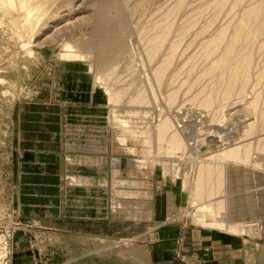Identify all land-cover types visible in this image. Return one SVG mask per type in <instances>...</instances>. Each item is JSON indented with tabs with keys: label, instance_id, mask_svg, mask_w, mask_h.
Here are the masks:
<instances>
[{
	"label": "rangeland",
	"instance_id": "obj_1",
	"mask_svg": "<svg viewBox=\"0 0 264 264\" xmlns=\"http://www.w3.org/2000/svg\"><path fill=\"white\" fill-rule=\"evenodd\" d=\"M238 252L264 264V0H0V264Z\"/></svg>",
	"mask_w": 264,
	"mask_h": 264
},
{
	"label": "bare ground",
	"instance_id": "obj_2",
	"mask_svg": "<svg viewBox=\"0 0 264 264\" xmlns=\"http://www.w3.org/2000/svg\"><path fill=\"white\" fill-rule=\"evenodd\" d=\"M222 2V1H221ZM221 2H218V3H221ZM108 3H111V1H104L103 2V4H102V6L105 8L106 6H107V4ZM104 11V10H103ZM257 10L255 9V10H253V13H252V15L256 12ZM249 13H251V12H249ZM251 15V16H252ZM249 16V15H248ZM250 17V16H249ZM248 18V17H247ZM246 18V19H247ZM100 19H106V16H105V12H102V16L100 17ZM123 28V25L122 24H117L116 25V27H115V30H121ZM220 37H222V33H221V35H220ZM237 37H239V35L237 34L236 35V38ZM235 39V38H234ZM238 40V39H237ZM234 44H235V42H234ZM157 47V46H156ZM153 50V49H152ZM158 51V50H157ZM153 52H155V51H153ZM116 56H118L117 54H116ZM108 58V56H105V60ZM247 64V63H246ZM159 75V76H158ZM158 77L159 78H162V75H163V70H160L159 71V73H158ZM211 101L209 100V99H206V100H203V102L201 103L202 105H204V107H209L211 104ZM248 110L249 111H251V112H255V104H251L250 106H249V108H248ZM251 112H250V114H251ZM244 124H246V123H244ZM166 125V124H165ZM164 125V126H165ZM246 125H248V124H246ZM164 126H163V129H165L164 128ZM246 130V129H245ZM228 137L229 136H231V134L230 135H227ZM232 136H234V135H232ZM179 141L180 140H173V142L174 143H179ZM246 150H247V148H246V146H243L242 148H241V143H237V141L236 142H234L233 144H231L230 146H228L226 149H224L223 151H221V152H218L217 154H215L217 157H220V158H222V159H228V158H233V159H241V158H248L249 156V154H247V153H245L246 152ZM248 152V151H247ZM249 153V152H248ZM202 174V172H199V176ZM231 229H234L235 231H242V225H232L231 226ZM251 229V228H250ZM249 229V230H250ZM244 230V229H243Z\"/></svg>",
	"mask_w": 264,
	"mask_h": 264
},
{
	"label": "crops",
	"instance_id": "obj_3",
	"mask_svg": "<svg viewBox=\"0 0 264 264\" xmlns=\"http://www.w3.org/2000/svg\"><path fill=\"white\" fill-rule=\"evenodd\" d=\"M212 233H214V232H212ZM214 234H216L215 241L217 240L216 241L217 245L220 246V248H222V250L225 248L228 249V247H230L231 249H236V250L241 249L242 244L237 243V241L233 237L224 236L221 233H217V232ZM234 254L237 256L236 259L234 258V259L227 260L228 261L227 263L233 264V263L237 262V264H243L242 262H244V258H242L243 259V261H242V259L240 258L241 253L238 252V253H234ZM245 261H247V260H245ZM217 262H216V264H225L226 261L217 260ZM247 264H249V263H247ZM250 264H252V262H250Z\"/></svg>",
	"mask_w": 264,
	"mask_h": 264
}]
</instances>
